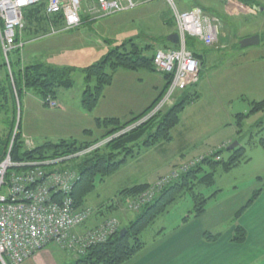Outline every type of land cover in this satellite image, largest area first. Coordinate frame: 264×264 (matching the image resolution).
Listing matches in <instances>:
<instances>
[{"label": "rangeland", "instance_id": "1", "mask_svg": "<svg viewBox=\"0 0 264 264\" xmlns=\"http://www.w3.org/2000/svg\"><path fill=\"white\" fill-rule=\"evenodd\" d=\"M93 2L94 0H82L83 19H90L91 22L74 30L39 38L25 45L22 50L27 57L36 55L44 63L73 69L72 78L75 82L72 89L59 90L56 107H51L49 104L47 106L34 94L25 101L22 100L21 110H18L19 119L18 117L17 119L18 121L21 119V136L28 150L48 142L91 140L85 136V131L90 130L94 131V138H96L102 132L96 126V119L105 118L109 107L116 109L123 117H136L164 92L165 80L161 76L145 70L119 69L115 72L111 89H106L97 108L92 113L84 110L82 98L86 81L83 70L106 57L117 47L114 42L117 39L114 28L121 24L118 21L130 19L140 11L137 9L96 20L87 13ZM234 5H238V8L243 10L248 7L241 0H234ZM160 7L169 10L167 5ZM145 9L141 10L145 11ZM259 9L252 14L246 12L245 15H236L232 18L221 17L226 26V32H230L232 41L229 42L228 49L222 50L220 60L215 62L213 66L216 67L215 74L207 75L209 80H204L208 87H205L203 83L205 90H203L202 98L187 106L182 114L180 125L171 132L174 141L162 143L161 147L147 156L143 155L145 150L141 151L140 161H137V156L140 155H136L135 150L128 155L126 163L116 173L97 182L95 191L88 196L85 204L79 207L89 212L88 219L81 225L80 233L91 234L92 231L105 226V231L115 230L113 235L117 234L121 228L134 220L144 207L160 196L164 189L171 186L162 187L172 173L186 168L195 158L209 156L210 154H205L223 143L225 144L218 148L228 147L223 152L224 159L232 153L229 151L231 144L237 143L236 148L244 149L240 163L227 172L222 168L217 169L212 185L198 184L193 192L203 194L206 198L216 195L210 202L213 203L212 206H217L215 200L221 204L236 199L238 204L243 206L238 207L234 212L230 206H222L221 213L225 215L223 225L237 226L242 224L241 217L245 216L243 214L236 220L237 213L254 197L256 191L262 190L258 200L246 210V217H248L247 219L245 217L244 222L246 225L253 226L258 219L264 220V147L260 144L261 140H264V112L250 115L242 121V129L237 126L238 115L249 114L253 102L264 101V15L259 14ZM35 26H37L36 23L30 22L29 30L34 31ZM56 27L62 30L63 24L58 22ZM136 27L140 29L139 26ZM242 28L253 34L251 37L258 36L259 43L242 47L241 38L245 36L241 31ZM30 33L33 35L31 31ZM35 33L37 34L38 30H35ZM138 42L145 45L142 38ZM227 69L229 70L226 71ZM205 70L210 72L209 67ZM155 73L158 72L155 71ZM244 79H246L245 83H243ZM196 93H198V86H192L177 93L176 97L181 98V95ZM166 109L167 107L162 111ZM12 114V111L0 113V146L6 142L10 130L8 120L11 122ZM150 118L151 113L140 122L144 123ZM239 132L241 133L237 135ZM231 138L235 141L229 140ZM110 140L111 138L106 141ZM176 163L180 164L174 167ZM205 170L209 172L208 168ZM166 171L169 172L163 174ZM159 175L161 177L152 181ZM147 182L150 183L147 184ZM143 184H147L148 187L134 196L131 190ZM193 209L192 196L186 193L181 200L169 208L168 213L163 214L149 228L146 235H142L141 239L146 240L163 226H177L178 222L181 224L184 217L188 216ZM232 212L234 215L230 218ZM72 257L76 258L74 255Z\"/></svg>", "mask_w": 264, "mask_h": 264}, {"label": "trees", "instance_id": "2", "mask_svg": "<svg viewBox=\"0 0 264 264\" xmlns=\"http://www.w3.org/2000/svg\"><path fill=\"white\" fill-rule=\"evenodd\" d=\"M246 5L252 8L256 7L255 4L251 3H246ZM45 10L44 4L27 10L24 18L27 20L28 25L34 18L43 22L48 20L49 22V19L45 16ZM53 20L54 22L62 23L60 17H54ZM189 39L192 38H188L187 41ZM187 47L190 49L188 44ZM172 48L176 47L172 46ZM148 51V48L139 47L134 45L133 42H130V45L122 44L110 51L106 57L97 63L85 68L83 73L85 75L86 88L82 98L84 110L91 113L97 108L105 90L112 85L117 70H145L154 73L153 57L145 54ZM21 53L22 50L11 53L9 58L10 74L0 45V113L3 111L6 113L12 111L13 113L11 122L8 120L10 124L9 137L11 138L15 130L19 132L17 142L10 154L11 160L14 163H21L72 157L61 164L67 170L78 174L79 178L71 194L77 208L85 204L88 196L95 191L97 182L116 173L126 163L128 155L134 153L135 150L136 155H139L141 151L155 145L170 143L172 141L171 132L180 124L185 109L197 99L196 94L181 95V98H177L172 106L126 132L125 130L149 116L163 100L171 81L169 76H164L166 86L162 95L143 113L129 122L120 123V120L114 118L96 119V126L102 131L101 135L96 138H94V131L90 130L85 131V136L91 140L48 142L33 150H28L25 147V142L21 139V119L18 121V110H21L24 95L32 93L48 106L49 100L57 101L59 90L72 89L75 82L72 78L73 69L56 68L43 63L27 65L23 62ZM261 112H264V101L253 102L249 114L238 115L237 126L242 129V121L250 115ZM10 138L0 146V164L7 156ZM109 138L111 140L106 141ZM104 141L106 142L101 145ZM260 144L264 147V140H261ZM224 151H226V148L221 150L216 148L210 151L214 152L212 157L205 158L199 164L197 163L198 165L196 164L191 171L181 176L178 182L164 189L161 195L151 204L144 207L128 225L121 228L117 234L111 236L105 243L92 246L85 256L76 259L75 264H124L130 261L145 246L141 240L143 233L163 214L168 213L169 208L181 200L186 193L191 194L194 201V209L184 219V222L193 217L199 218L203 216L208 204L216 195L206 198L203 194H195L193 189L198 184L212 185L217 169L222 168L223 171H230L240 163L244 153V149L238 147L232 151L227 159H224ZM81 153L83 154L76 157V155ZM218 157L220 158L219 160ZM195 160L197 159L195 158L190 162ZM205 168H208L209 172H206ZM147 187V184H143L133 188L131 193L135 196ZM262 192V190L255 192L254 197L237 213L236 220L240 219L246 210L254 204ZM123 229H126L127 232L124 236H121ZM205 238L208 240L215 239L210 234H206ZM246 240L247 231L241 225H237L234 230L233 243L244 244Z\"/></svg>", "mask_w": 264, "mask_h": 264}, {"label": "built area", "instance_id": "3", "mask_svg": "<svg viewBox=\"0 0 264 264\" xmlns=\"http://www.w3.org/2000/svg\"><path fill=\"white\" fill-rule=\"evenodd\" d=\"M42 4L46 7L45 14L51 23L54 17L62 19V30L51 27L52 33L74 30L83 24L82 0H0V45L10 74L11 53L21 51L25 46L24 15L27 10ZM135 7L133 0H94L87 13L99 20ZM246 10L255 13L254 10ZM175 21L180 37L178 48L159 50L153 57L155 71L169 76L171 81L166 95L151 117L173 105L177 93L199 82L200 64L188 49L187 39L192 38L212 47L222 27L217 17L199 8L188 12L175 10ZM48 104L51 107L58 105L55 101ZM17 138L18 132L15 131L8 146L9 152L0 164V264H23L49 247L80 258L92 246L105 243L115 230L105 231L103 226L91 234L79 232L89 212L77 208L71 196L78 174L61 164L72 157L14 163L10 154ZM209 154L188 163L181 171L172 173L162 187L174 184L181 175L187 174L205 158L212 157L214 152Z\"/></svg>", "mask_w": 264, "mask_h": 264}, {"label": "crops", "instance_id": "4", "mask_svg": "<svg viewBox=\"0 0 264 264\" xmlns=\"http://www.w3.org/2000/svg\"><path fill=\"white\" fill-rule=\"evenodd\" d=\"M133 1L135 2L136 7L125 12L134 11L137 9H139L140 11L136 16H131L130 19L126 18L127 20L125 21H118L121 24H118L114 28L115 35L117 36V39H115L114 41L115 46H120L122 44L130 45V42H133L134 45L142 48H148L149 51L145 54L150 55L151 57H153V55L159 50L173 49L172 46L176 47L174 49L178 48L179 45H174L169 40L170 36L175 34L178 35L177 25L175 21V10L179 12H188L195 8H199L204 13L215 16L221 21L222 27L217 42L214 46L207 47L200 41L194 39H189L187 41L188 46H190L191 51L195 54L200 64V78L199 82L195 85L198 86V93H196L197 99L193 103L199 101L204 95L203 90H205V88L203 83H205V87H208L206 83V81L209 80L207 79V75L213 76V74H215L214 71L216 70V67H213L215 62L220 60L222 56V50L228 49L229 42L232 41L230 32H226V26L221 17L232 18L236 15H245L248 10L238 8V5H234V0ZM241 1L242 3L245 2L244 5L249 7H247L246 9L252 8L251 6L246 5V3L255 4V9L253 8L251 10H254L255 12V10H258L260 8L259 14L264 15V0ZM162 5L165 7L167 5L169 10L164 7H160ZM144 8H146V12L144 10H141ZM248 13L252 14V12L250 13V11ZM39 20H37V18L33 19L34 24L36 23L37 26H35L36 28L33 27L34 31H32L29 30L28 22L25 19L26 25L23 31V41L25 42V45L34 42L35 40L37 41L39 38H44L56 34L51 32L50 27H56L58 22L53 21L51 23L49 21L48 23V20H46L45 22ZM91 21L92 20L90 19H83V24ZM136 26H139L140 29H137ZM35 30H38L39 33L36 34ZM56 30L59 29L56 27ZM30 31L33 35H31ZM241 31H243L245 34V36L241 38L242 40L250 38L253 35L250 34L247 29L242 28ZM141 38L145 41V45L138 42ZM118 43L119 45H117ZM25 55L26 54H24L23 52V62L27 65L43 63L56 68H66L53 63H44L41 61L40 57L36 55L32 57H27ZM208 67L210 72L208 70H205ZM228 70L229 69H227L226 71ZM152 74L159 75L162 78L164 77L163 75L155 72ZM202 77L204 78L202 79ZM245 82L246 79H244L243 83ZM165 86L166 81L164 87ZM111 87L112 85L108 88L111 89ZM31 94L32 93L25 94L23 97V101H25L26 98L30 97ZM105 100H107L106 96ZM107 118H114L120 120V123H127L135 117H123L119 115L116 109L109 107V109L105 113V118L103 119ZM238 134L239 133H237V135ZM9 138L10 137L8 132L6 140H8ZM229 140H232L233 142L235 141L234 138H231ZM173 141L174 139L171 141V143ZM162 145L163 144H159L153 148L145 150L143 152V155L147 156L151 154L152 151H155ZM139 155L140 156H137V161L141 160L142 153H140ZM179 164L180 163H176L174 167ZM171 168H173V166ZM169 171H166L163 174H166ZM159 177H161V175L153 178L152 181L158 179ZM149 183L147 182V184ZM215 202L217 206H212L213 203H210L207 206L205 214L199 218L193 217L188 219L187 222H184V219L187 217L186 216L182 220L181 224H179L178 222L177 226H163L162 228H159L157 229V231L153 232L149 237L146 238V240H143L142 238L141 240L145 244L143 249L130 261L124 264H264L263 218L258 219L253 226L246 225L244 222L247 213L246 211L244 213L245 216L243 215L244 217H241V226L247 231V240L244 244H235L233 243L232 239L236 226L223 225L225 215L221 213V211L223 210L222 206H230L231 210L233 209L234 212V210L243 205H239L236 199L235 201L233 200L231 202H226L227 204L225 202H222L224 204H218V201L216 200ZM233 212L231 213L230 218H232V216L234 215ZM148 230L149 229H147L143 233V235H146ZM206 234H210L215 239L208 240L207 238H205ZM76 261V258L72 257V255L64 253L58 249H55L54 247H49L40 251L23 264H75Z\"/></svg>", "mask_w": 264, "mask_h": 264}, {"label": "water", "instance_id": "5", "mask_svg": "<svg viewBox=\"0 0 264 264\" xmlns=\"http://www.w3.org/2000/svg\"><path fill=\"white\" fill-rule=\"evenodd\" d=\"M170 42H172L174 45H179L180 43V39H179V35L175 34V35H172L170 36L169 38ZM259 43V37L258 36H253V37H250V38H246L244 40H242L241 42V46L242 47H248L250 45H253V44H258ZM238 144H233L230 148H229V151H233L234 149H236V146ZM126 229H123L121 231V236H124L126 234Z\"/></svg>", "mask_w": 264, "mask_h": 264}, {"label": "bare ground", "instance_id": "6", "mask_svg": "<svg viewBox=\"0 0 264 264\" xmlns=\"http://www.w3.org/2000/svg\"><path fill=\"white\" fill-rule=\"evenodd\" d=\"M179 35V34H178ZM179 39H180V37H179ZM187 43V42H186ZM180 44V43H179Z\"/></svg>", "mask_w": 264, "mask_h": 264}]
</instances>
